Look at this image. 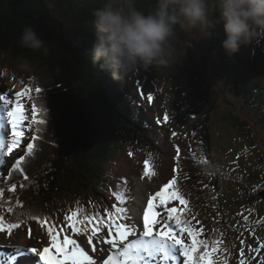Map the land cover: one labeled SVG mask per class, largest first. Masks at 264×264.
<instances>
[{"label":"trees","instance_id":"16d2710c","mask_svg":"<svg viewBox=\"0 0 264 264\" xmlns=\"http://www.w3.org/2000/svg\"><path fill=\"white\" fill-rule=\"evenodd\" d=\"M103 2L0 0V55L10 56L23 68L17 72L0 59V75L4 70L11 72V80L25 93L23 105H26L24 113L27 122L24 129L27 131L29 125L35 129L41 128L42 131L37 130L43 136L45 133L43 140L47 143L46 150L52 148L49 150L51 158L45 160L47 169L37 180L39 195L28 181L40 170L33 157H28L25 163L26 169L35 168L31 173L28 170L23 174L22 170L15 168L0 172V212L4 228L7 229L9 224H17L10 234L16 236L20 232H29L31 227L40 228L38 225L45 220L58 225L62 237L65 233L70 238L83 236L84 231L89 230L86 224L93 231L95 227L102 231L100 225L107 224V212L115 215L117 208H120L130 214L129 204L135 195L134 181L122 170L115 171L113 165L122 151H131V155L134 152L141 153L144 161L148 160L150 165H154L156 174L144 178L149 183L159 182L162 187L174 176L177 178L178 189L188 205L182 206L178 201H171L169 207H177L182 221L189 220L192 227L198 231L202 229L198 238L207 242V250L210 251L219 240L223 220L217 219L214 213L217 208V189L221 182L222 186L233 183L239 186V182L243 186V177H248L246 187L252 196L250 200L254 201L257 195L263 201L260 192L264 189V154L255 142V132L259 131L236 113H229L226 117L235 128L233 134L225 130L223 137L226 134L232 137L238 135L233 146L238 152L227 151L224 140L219 147L221 156L218 154L213 136L214 129L219 128L214 114L217 104L213 100H216L217 92L210 82L207 83V79L211 75L215 77L213 68L223 65L226 73L219 78V87L236 101L247 102L251 107L246 112L249 116L245 117L252 122L258 119L257 123L264 131V97L259 92L260 88L264 93V88L241 69H246L249 64L254 73H262L264 64L261 63L260 53L264 55V47L257 57L253 56V51L255 47L259 51V46L264 45V35L260 37V44L257 39L254 45L252 43L243 50V54L240 49L238 55L232 57L234 60L217 50L215 54L213 49L200 59L181 54L180 49H177L173 68H178L175 71L184 75L190 102L184 109L170 108L164 103L163 113L168 116V120L166 125L159 126L153 118L155 109L145 104L137 90H132L131 84H127L126 80L114 81L110 71L101 70L88 59L94 45L92 13ZM154 3L155 0H137V6L146 12ZM213 18L219 20V11L214 13ZM26 26L34 27L46 41V54L19 45L20 34ZM180 32L184 37L186 31L178 25L177 33ZM210 38L222 43L226 38L222 23L217 25ZM155 70L157 68L149 69L148 75H141L150 78L153 76L150 71ZM169 77L173 75L169 73ZM204 79L205 83L202 82ZM36 88L44 90L43 94L40 95L42 91L37 93ZM163 99L164 102L168 100ZM33 103L39 109L35 120L44 123L34 122ZM156 110H159L158 107ZM170 142L175 148L179 146V159L176 158L175 149L173 159L168 160L165 149ZM40 147L44 150V146ZM217 156L226 158V164L222 167L218 165L220 159ZM234 160L239 164L231 165L230 162ZM144 161H140V178L145 171ZM223 167L226 169L223 170ZM254 168L261 171V180H254L250 176ZM174 169L178 171L174 172ZM21 185L26 186H23L25 190ZM192 195L198 204H205L212 211L211 230H208L205 220L194 217L191 211L195 205ZM77 210L74 220L76 230L73 231L68 228L65 217ZM124 214L121 213V217ZM100 231L96 230L95 233ZM207 231L211 232L212 241L204 238ZM186 242L190 243V238ZM222 249L220 247L219 252Z\"/></svg>","mask_w":264,"mask_h":264},{"label":"rangeland","instance_id":"374dc122","mask_svg":"<svg viewBox=\"0 0 264 264\" xmlns=\"http://www.w3.org/2000/svg\"><path fill=\"white\" fill-rule=\"evenodd\" d=\"M209 7L210 9L213 7V0L209 1ZM263 37V36H261ZM256 41V40H255ZM253 42L254 43L256 42ZM261 40L260 38L258 39V43L260 44ZM175 44L177 49H180L181 54H190L193 56H196L197 59H200L203 57L204 54L210 53L211 50L213 49L215 54L216 50L217 52H220L221 54H225L223 48L222 50L220 47H222V43L220 44L219 42L215 40H211V38H206V39H201V36L195 32L191 31H186V34L177 33ZM249 46H242L241 51L243 54V50L248 48ZM264 45L259 46V51L258 47H255L253 51V56H258V53L261 52L262 48ZM183 50V51H182ZM187 52V53H186ZM226 55V54H225ZM238 53L235 55L237 56ZM252 56V57H253ZM251 57V58H252ZM250 58V59H251ZM260 58H261V63L264 64V55L260 53ZM0 59H3L9 66L15 68L17 72H20L23 70L21 67L20 63L13 60L10 56L8 55H0ZM231 60H234L232 58ZM210 65V64H209ZM2 66H0V69ZM217 68V69H215ZM215 68L212 69L215 77L209 76V79H207V83H211V86H213V89L217 92V98L214 100V104H217V109L215 110L214 114L216 117V123L218 124L219 128L214 129L213 131V136H214V145L216 147V150L218 154L221 156L220 151L221 148L220 145L226 140V147L227 151L230 153H237L234 149L233 146H235L234 142L236 137L238 135H224L225 130L233 134V131L235 128L230 124V120H227V116H229V113H236L239 114L241 119H245L248 124L253 126L256 130L259 132H255V142L257 143V147L261 151V153L264 154V131L261 125L257 123L258 119H255L257 121H250L245 115L249 116L246 112L249 110L251 107L250 105H247V102H241V101H236V98L230 96L227 94L224 89H221L218 85L219 78L223 77L226 73V68L223 65L216 66ZM246 69H242L243 72L248 74L250 77H254L264 88V69L261 70L262 73L257 74L254 73V71L251 68V65L247 64ZM178 68H173L172 66L169 67H157V70L155 71H150L152 72L153 76L150 78H146L141 75V73H144L148 75V71L144 70H138L135 75L129 77L126 79L127 84L132 85V90L136 91L141 95V98L145 100V104L149 108H154L153 110V118L157 122L159 126H162L163 124H167V120H164V113L165 109H163V104L166 103L167 107H175V108H180L184 109L187 107L189 104V100L187 99V91L189 90L187 86V81L184 78V75L180 74L179 72H176ZM157 71V72H156ZM211 71V70H210ZM171 73L173 77H169L168 75ZM11 72L4 70L2 72V75H0V94L9 93V99L13 101V104L16 102V93H24V91L18 88L16 85L15 81L11 80ZM134 82V83H133ZM203 83L206 82V79L202 81ZM223 88H225L223 86ZM259 88V87H258ZM44 90L40 93L42 95ZM259 92L262 93L264 97L263 90L259 88ZM24 95L25 93L20 97V103L23 105L24 102ZM148 95H152L153 99L151 101L148 100ZM171 97V100L170 98ZM213 97H216L215 95ZM163 98H167L168 100L164 102ZM163 99V100H162ZM247 100V98H246ZM34 104V103H33ZM0 106L3 108V112L6 114L8 111V108L3 104L2 101H0ZM12 105H10L11 107ZM24 108H26V105H23ZM159 108V110H156V108ZM29 114L28 112H26ZM25 119L23 121V128L26 125L27 122V117L24 114ZM252 117V115H250ZM258 118V116H257ZM29 127V133L33 132L34 134H27L23 136V139L21 140V146L17 148V153L20 154V150L24 151L23 155L25 154V157L32 156L36 160V166L40 169L39 174H37L33 178H29V185H33V190L35 193L39 191V187L36 186L37 180H40L41 176L44 174V171L47 165H45V160L51 158L52 153L49 152L51 150V147H48L47 149V143L43 140L45 138V133L44 136L41 133L42 129L38 128L39 130L35 129L33 126H28ZM10 125L7 123L6 119V126H5V134L9 136L7 138L8 143H10L11 140V135H10ZM33 136L34 138H28L29 136ZM51 136V134H50ZM180 137V136H179ZM22 138V137H21ZM35 140L38 141L37 145L44 146L41 148L40 146H37L35 144L34 149L37 151L34 154V149L32 153H29L26 149V145L28 143H33ZM239 141V140H238ZM5 146V151H7V145ZM58 147V146H57ZM39 148V150H37ZM175 146L170 142L168 145H166V153L168 160L173 159V155L175 153ZM131 153V151L129 152ZM128 152L122 151L119 154V157L117 160L114 162V168L115 171L122 170L123 172L127 173L130 175V177L134 181V200L132 201L131 204H129V211L132 215H129V213H125L122 215V221L121 222H128V220L132 219L133 223H137V221L140 219L137 218L136 212L134 211L135 208L138 206H141V202L143 201L145 204L147 200L150 198L152 194H154L156 191H158L161 188V185L159 182H148L147 180L141 179L139 176V170H140V165L144 161V156L141 153L134 152L133 155H129ZM238 155V154H237ZM241 155V154H240ZM217 156L220 160L218 165L221 167L226 164V158ZM47 157V158H46ZM51 160V159H50ZM141 161V163H140ZM230 164H235L238 165L239 162L236 160L231 161ZM171 166V165H170ZM226 168L223 167V170ZM258 169V168H257ZM257 169H253L252 173L250 176L255 180V178H258L261 180L262 173L261 171L258 172ZM35 170L33 167L30 169L28 172L31 173ZM48 174V172L46 173ZM27 179V178H26ZM245 180L243 186L242 183L239 182V186L236 185L235 183L233 184H226L225 186L219 187L217 189V196L215 197V203H216V210L214 213L219 216L220 219H224L221 221V229L219 233V242L216 245L217 251L213 254V260L215 264H240L241 259L244 260V264H264V247H261L262 244H264V200H260V196L257 197L255 196V200L251 201V193L248 191L247 186V179L248 177H243ZM22 188L25 185H21ZM26 187V186H25ZM25 187L23 190H25ZM142 192V193H141ZM139 193L141 195V198H139ZM38 194V193H37ZM143 194V195H142ZM39 195V194H38ZM209 200L211 198L208 197ZM192 201L195 204L194 206L191 207V211L193 212V215L196 219H203L207 223V228L208 230L210 229L211 223L213 221V218L211 217L212 211H209L207 206L205 204L200 205L198 204V201L194 200V195H192ZM158 203V202H157ZM142 207V206H141ZM157 211H160L159 208L156 209ZM213 210V208H212ZM140 214V213H139ZM139 216V215H138ZM259 217L258 221H254ZM130 219V220H131ZM157 220H162L161 216L156 217ZM2 222L4 221L3 218H0ZM227 222V224L225 223ZM131 224V223H130ZM106 224H101V228H103L102 231L98 227H95V230H99V234H93L94 231L92 230V227L88 224L86 226L88 227L89 231L91 232V237H93V243L95 244L96 242L98 243H103L100 241H105L107 238V232L108 229L105 226ZM140 225V224H139ZM139 225L137 227L139 228ZM226 226V228H225ZM156 227H160L159 224L156 225ZM224 228V230H223ZM32 229V227H31ZM6 232V231H4ZM93 232V233H92ZM2 233V231H0ZM11 233H13V230H11ZM22 233L19 235H16L14 237L6 238L5 235H0V251L1 252H8L12 254L13 256H18V254L21 251L22 253H30L28 250L35 247L38 249H43V247H51V237L43 233V231L38 228V227H33L31 235L28 234V236H25ZM207 236L210 234V232L205 233ZM233 237L231 240L229 239V235ZM84 236V235H83ZM62 239V236H60ZM88 237L86 236L84 238H71L77 241V243L81 246L84 247L85 249H89L90 245H88L87 240ZM134 238V237H132ZM211 239V238H210ZM27 241L30 242L27 244ZM33 241V242H32ZM227 241H231V246H229V243ZM7 242V244H6ZM26 242V243H25ZM19 244V245H18ZM105 244V243H104ZM226 244V245H225ZM5 245L6 247H2ZM106 245V244H105ZM222 247L223 251L219 252V248ZM245 247V248H241ZM250 249V250H248ZM259 251V254L257 253ZM55 252V249L52 250V252L49 253V255H53ZM241 252L244 253L243 257H241ZM219 253V254H218ZM34 256V255H32ZM30 259L26 257H20L19 260L16 261V264H27V262L31 264H39L33 260L31 256H29ZM35 258V256H34ZM101 264V261H98V264ZM173 263V262H170Z\"/></svg>","mask_w":264,"mask_h":264},{"label":"clouds","instance_id":"9594fccd","mask_svg":"<svg viewBox=\"0 0 264 264\" xmlns=\"http://www.w3.org/2000/svg\"><path fill=\"white\" fill-rule=\"evenodd\" d=\"M219 11L220 18H213ZM94 45L92 65L123 82L138 70L169 67L176 62L177 26L209 38L223 25L225 54L232 58L242 46L264 35V0H155L147 12L137 0H104L92 13ZM18 43L34 52L47 53L46 41L34 27L23 28Z\"/></svg>","mask_w":264,"mask_h":264},{"label":"snow or ice","instance_id":"6c2138e0","mask_svg":"<svg viewBox=\"0 0 264 264\" xmlns=\"http://www.w3.org/2000/svg\"><path fill=\"white\" fill-rule=\"evenodd\" d=\"M41 91V88H36L37 93ZM23 94H15V104L9 99L8 92L0 94V101L8 108L6 116L11 129V140L7 145L8 153L21 146L22 127L25 119L24 107L20 103V97ZM147 98L149 101L153 99L152 95H148ZM10 105L12 106L10 107ZM32 112L34 122L44 123L42 120H35L36 114L39 112L35 104L32 105ZM164 120H168L167 115L164 116ZM5 146V139H0V149H5ZM26 149L32 153L34 144L28 143ZM179 151V146H177V159H179ZM144 169L141 179L156 174L154 165H150L148 160L144 161ZM173 171L177 172L178 169ZM13 190H15V186H13ZM171 201H178L182 206L188 205V201L178 189V181L175 176L164 183L147 200L141 228L137 227L139 221L133 224L121 222V213H126V209L117 208L115 215L112 212H107L108 220L105 226L108 229L107 236L109 238L104 243L109 246L108 248H101L94 244L93 237L90 236L87 240L90 248L85 250L67 234L63 235L61 239L59 229L50 223L48 234L51 237V247H43L42 250L33 247L28 251L38 256L43 264H97L98 260L101 261V264H169V262L178 264L180 257H183V264H215L213 254L217 249L213 247L210 251L207 250V242L198 238L202 229L198 231L192 227L189 220L182 221L180 210L177 207H169ZM157 208L160 211H157ZM78 211H72L70 215L65 217L68 228L73 231L76 230L74 220ZM158 216H161L162 220H157L156 217ZM85 219L88 217L85 216ZM101 222L103 223V218H101ZM157 224L160 227L157 228ZM17 226V224H9L8 228L5 229L2 220H0V231H6L9 235L11 229ZM29 234L31 235V230H29ZM130 237L137 238L130 239ZM187 238H190V243H186ZM261 247H264V244ZM53 249H55L54 254L49 255ZM90 252L96 254V258ZM243 255L244 253L241 252V257ZM16 259V256H12L10 264H16ZM240 264H244L243 259H241Z\"/></svg>","mask_w":264,"mask_h":264},{"label":"bare ground","instance_id":"6f19581e","mask_svg":"<svg viewBox=\"0 0 264 264\" xmlns=\"http://www.w3.org/2000/svg\"><path fill=\"white\" fill-rule=\"evenodd\" d=\"M129 96V95H128ZM159 109V108H158ZM147 122V121H146ZM36 149V148H35ZM34 149V154L37 152L36 150ZM37 150H39V148H37ZM28 165V164H27ZM142 193V192H141ZM143 195V194H142ZM139 198L140 199H142L141 198V195H140V193H139ZM146 204H147V202H146ZM146 204L142 201L141 202V206H138L137 208H135L134 209V211L136 212V216H137V218L138 219H140V222H139V228H141L142 227V219H143V211L145 210V208H146ZM140 213V214H139ZM129 215H131V214H129ZM139 215V216H138ZM217 219H219L220 220V218H219V216H215ZM9 218V217H8ZM139 221V220H138ZM47 232V231H46ZM47 234H48V232H47ZM130 239H132V237H130ZM33 242V241H32ZM100 242H103V243H98V242H96L95 244H97L99 247H101V248H108L109 246H107V245H105L104 244V241H100ZM26 243V242H25ZM28 243H30V242H28L27 241V244ZM19 245V244H18ZM85 250H89V249H85ZM111 251V250H110ZM25 253V252H24ZM90 254H92L93 256H94V258H96V254H93V253H91L90 252ZM23 257H26V258H28V260L30 259V257L29 256H27V253H25V255L23 256ZM98 261H100V260H98ZM98 261H97V264H98ZM100 264V263H99Z\"/></svg>","mask_w":264,"mask_h":264},{"label":"water","instance_id":"95a60500","mask_svg":"<svg viewBox=\"0 0 264 264\" xmlns=\"http://www.w3.org/2000/svg\"><path fill=\"white\" fill-rule=\"evenodd\" d=\"M260 195L264 198V189L260 192Z\"/></svg>","mask_w":264,"mask_h":264}]
</instances>
